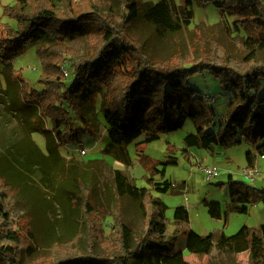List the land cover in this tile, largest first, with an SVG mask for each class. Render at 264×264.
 I'll use <instances>...</instances> for the list:
<instances>
[{
  "label": "trees",
  "instance_id": "trees-1",
  "mask_svg": "<svg viewBox=\"0 0 264 264\" xmlns=\"http://www.w3.org/2000/svg\"><path fill=\"white\" fill-rule=\"evenodd\" d=\"M209 3L221 16L233 17L235 27L245 31L246 43L252 48L249 55H220L217 44L209 41L208 50L197 55L183 58L172 54L159 59L130 30L132 23L144 16L162 34L178 31L192 22L195 5ZM5 14L17 20V25L0 23L4 69L11 74L14 61L29 45L36 44L42 72L37 80L40 89L19 80L18 104L25 110L24 147L9 141L0 156V264H24L22 250L37 251L29 238L33 239V233L18 224L10 202L14 194H24L34 178L49 188L57 183V198L68 204L67 217L75 234L46 245L58 247L46 258L38 255L39 261L27 264H139L145 254L147 262L154 264H189L185 250L191 235L190 212L184 205L177 206L171 230L168 205L155 193L172 188L169 179L155 181L154 177L161 174L164 178L175 161L142 153L140 161L150 173L145 177L149 187L137 186L122 170L116 171L118 214L106 234L92 190L85 186L73 160L65 163L60 147L80 143L81 132L94 135L100 130L95 120L100 102L107 126L103 152L125 165L132 162L128 146L134 141L141 137L139 143L157 140L163 132L183 129L188 120L196 132L185 137L183 151L191 147L212 150L246 141L264 157V61L256 52L264 49V0H183L181 5L175 0L149 4L144 0H17L5 7ZM175 14L180 22L174 19ZM75 33L87 40L82 56L68 44ZM204 72L233 94L216 131L207 129L215 116L207 97L216 100L218 96L204 95L190 82ZM33 132L44 135L46 149L33 140ZM246 159L249 166L255 165L251 150ZM219 184L226 187L229 202L223 210L220 201H207L213 218L226 219L231 211L248 213L249 205L260 200L264 204V188L257 191L232 174ZM127 199L142 215L139 235L133 234L126 221ZM82 216L92 241L86 251L77 240L81 238ZM261 230L264 236V224ZM213 238V233L204 237L200 258L211 252ZM96 243L101 246L98 252L93 246ZM218 247L237 253L248 250L252 255L261 249L253 242L248 226L232 235L223 231Z\"/></svg>",
  "mask_w": 264,
  "mask_h": 264
},
{
  "label": "rangeland",
  "instance_id": "rangeland-1",
  "mask_svg": "<svg viewBox=\"0 0 264 264\" xmlns=\"http://www.w3.org/2000/svg\"><path fill=\"white\" fill-rule=\"evenodd\" d=\"M16 1L0 0V23L14 27L17 25V20L5 14V7L14 5ZM157 1L144 0L145 4ZM175 2L176 5L183 4V0H175ZM174 19L181 21L177 14L174 15ZM233 20V17L221 16L213 4L209 3L204 6L195 5L192 22L178 31H168L162 34L144 16L134 21L130 30L134 36L146 44L151 55L159 59L172 54H180L183 58L197 55L204 49L208 50L209 41L217 44L220 55L243 58L249 55L252 48L246 43L245 31L235 27ZM68 44L77 56L86 53L87 40L82 34L75 33L68 40ZM256 52L257 56L264 61V49L258 48ZM4 66V63L0 61V156L4 154L5 145H8L9 141L17 142L18 147L24 145L22 140L26 133L22 126V118L25 110L18 104L19 80L22 79L28 87L41 88L37 84V80L42 72V62L37 55L36 44L29 45L28 49L14 61L11 74L4 69ZM190 82L202 94L218 96L216 100L207 97L208 104L215 111L214 120L207 129L218 130L223 116L229 109L230 101L233 99L232 92L222 88L218 79L209 72L193 76ZM100 107V102H98L97 118L94 114L96 123L99 122L100 130L94 135L81 132L80 143L61 146L60 151L66 164L73 160L85 186L90 191L92 190L96 207L103 215L101 216L106 234L109 233L114 224V218L118 214L116 171L122 170L130 181L137 186H150L145 179L150 173L140 161V155L145 153L152 159L175 161L167 167L164 178L161 174H156L154 177L155 181L169 179L173 182L172 188L167 193L155 192L168 205L166 215L171 220L170 229L174 228L173 218L177 206L184 205L188 209L191 205L194 206L189 209L191 215L188 225L191 235L185 250V258L189 264H264V236L261 230V225L264 224L263 202L260 200L250 204L248 213L231 211L226 219H224L225 217L222 219L211 217L206 203L207 200H221L223 210H225L226 204L229 202V194L226 187L224 188L219 182H227L229 174L254 187L257 191L264 188V157L258 155L252 144L242 141L227 147L215 146L216 148L212 150L191 147L187 151H183L186 148L185 137L196 132L193 122L188 120L183 129L163 132L157 140L139 143L144 139L141 137L134 141L128 146L132 162L130 165H125L103 152L107 141V126ZM36 135L41 141L40 143L45 145L44 136L40 133ZM44 148L46 149V146ZM249 150L254 155L255 166L259 171L254 181H249L242 174V168L248 165L246 153ZM202 165H217L221 172L212 181L207 180L200 169ZM57 190L56 182H54L53 188H49L45 186L43 181L34 178L24 194L19 197L14 194L10 200L18 224L26 231L27 229L31 230L33 239L28 236L33 245H37V251L22 250V262L24 264L36 263L41 258L53 254L58 246L48 248L46 245L70 238L75 234L67 217L69 213L68 204L59 201ZM127 201L126 221L133 234L139 235L144 223L142 215L136 206L128 199ZM188 204L190 205L188 206ZM82 219L83 224L79 226L81 238L77 240L86 251L91 246L92 241L87 234L83 216ZM243 226L252 229V240L261 247L255 255H252L248 250L237 253L221 250L218 247L219 237L223 231L227 235H232ZM209 233L214 234V246L209 254L200 258L199 252L202 250L203 239ZM93 246L96 252L101 250L98 243ZM38 255L42 257L39 259ZM139 264L154 263L152 261L147 262L145 254Z\"/></svg>",
  "mask_w": 264,
  "mask_h": 264
},
{
  "label": "built area",
  "instance_id": "built-area-1",
  "mask_svg": "<svg viewBox=\"0 0 264 264\" xmlns=\"http://www.w3.org/2000/svg\"><path fill=\"white\" fill-rule=\"evenodd\" d=\"M200 169L204 173L206 179L210 181H212L215 177H217L221 172V169L217 165H202L200 166ZM258 173H259L258 168L255 165L254 166L247 165L246 167L242 168V174L244 178L248 179L249 181H254ZM192 208H193L192 206L189 207V209Z\"/></svg>",
  "mask_w": 264,
  "mask_h": 264
},
{
  "label": "crops",
  "instance_id": "crops-1",
  "mask_svg": "<svg viewBox=\"0 0 264 264\" xmlns=\"http://www.w3.org/2000/svg\"><path fill=\"white\" fill-rule=\"evenodd\" d=\"M0 130H1V126H0ZM37 133H40V132H33L32 134H31V136H32V138H33V140L41 147V148H44V146L45 145H42V143H40L41 141H39L38 140V137H37ZM41 134V133H40ZM43 135V134H42ZM44 136V135H43ZM45 138V137H44ZM173 183V182H172ZM225 188V187H224ZM218 201H220L221 203H222V201L221 200H218ZM190 204H188V206H189ZM191 206H193V205H191ZM194 207V206H193ZM186 208H187V206H186ZM188 209V208H187ZM189 210V209H188ZM190 215H191V213H190Z\"/></svg>",
  "mask_w": 264,
  "mask_h": 264
}]
</instances>
